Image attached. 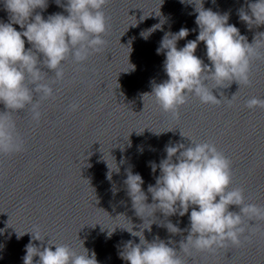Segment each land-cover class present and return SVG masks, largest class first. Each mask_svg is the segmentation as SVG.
<instances>
[{
  "label": "clouds",
  "instance_id": "9594fccd",
  "mask_svg": "<svg viewBox=\"0 0 264 264\" xmlns=\"http://www.w3.org/2000/svg\"><path fill=\"white\" fill-rule=\"evenodd\" d=\"M188 2L194 3V11L198 13L195 23L199 34L178 49L177 42L189 35V29L182 27L176 33H164L156 53L165 54L164 70L168 79L154 83L151 94H144L153 96L161 110L176 119L180 118V108L190 98H198L204 105H220L223 101L217 99L212 89L227 87L233 81L239 86H251L252 62L264 59L261 51L264 32L256 33L249 43L236 26L228 23L229 14L205 9L203 0ZM56 3L67 15L56 13L45 19L36 10H45L48 0H3L11 22H0V104L4 106L0 111V155L11 156L25 150L14 113L28 109L31 119L39 123L41 103L54 98L53 85L64 80L62 64L70 58L74 63L83 64L91 55L100 53L106 44L103 37L109 28V18L104 9L110 0H66L64 4L56 0ZM247 9L242 7L238 15L249 30L264 25V0L247 3ZM160 15L159 11L156 16ZM13 24L19 25L22 31H17ZM162 24L163 20L143 30L141 37L147 40L152 33L162 30ZM25 38L30 48H25ZM200 42L206 46L211 66L195 55ZM42 68L50 70L54 77L46 79ZM134 68L129 64L128 70ZM235 98L236 94L228 99L229 104ZM245 107L264 110V99L252 97L245 102ZM79 108L78 102L69 105L71 112ZM189 140V146L179 142L166 145V158L159 164L150 162L152 173H156L157 168L160 173L155 185L147 188L151 204L146 203L148 195L142 190L141 175L127 171L124 184L132 207L144 223L145 213L153 216L160 211L165 217L177 214L183 217L191 208L189 228L182 230L170 221L164 225L171 234L188 232L186 241L180 242L179 253L187 254L190 249L213 253L229 245L240 246L245 232L257 229V221H264V206L246 203L244 189L231 187L232 161L215 143ZM108 168L111 180L112 170L118 172L119 169L116 164L113 168L109 163ZM230 206H236L239 211L230 210ZM250 221H255V225H250ZM133 228L132 224L123 228L132 237L139 238V243L125 242L119 252L127 264H185L175 248L169 246L173 243L171 240L166 243L157 236L149 242L143 230L151 231L150 226L140 231ZM24 233L17 232V238ZM30 233L32 237L26 245L23 264H98L96 253L92 251L90 255L82 241V251L52 239L47 246L37 247L32 241H43L46 235L38 230ZM244 238L249 239L248 236ZM34 257L39 259L34 261Z\"/></svg>",
  "mask_w": 264,
  "mask_h": 264
}]
</instances>
